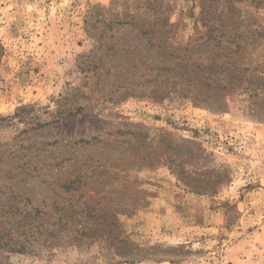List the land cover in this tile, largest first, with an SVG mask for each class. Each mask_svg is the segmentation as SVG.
<instances>
[{"label":"rangeland","instance_id":"obj_1","mask_svg":"<svg viewBox=\"0 0 264 264\" xmlns=\"http://www.w3.org/2000/svg\"><path fill=\"white\" fill-rule=\"evenodd\" d=\"M200 1L0 0V264H264V118L152 45Z\"/></svg>","mask_w":264,"mask_h":264},{"label":"trees","instance_id":"obj_2","mask_svg":"<svg viewBox=\"0 0 264 264\" xmlns=\"http://www.w3.org/2000/svg\"><path fill=\"white\" fill-rule=\"evenodd\" d=\"M241 4L255 12L264 9V0H201L196 31L183 56L165 50L167 32L174 25L158 15V36L152 45L167 57L162 63L172 62L173 68L163 70L173 77L169 90L180 86L184 96L198 103L246 93L253 114L264 118L263 27L256 16L243 13Z\"/></svg>","mask_w":264,"mask_h":264}]
</instances>
